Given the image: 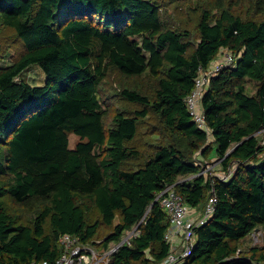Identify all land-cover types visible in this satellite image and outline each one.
I'll use <instances>...</instances> for the list:
<instances>
[{"label":"trees","instance_id":"trees-1","mask_svg":"<svg viewBox=\"0 0 264 264\" xmlns=\"http://www.w3.org/2000/svg\"><path fill=\"white\" fill-rule=\"evenodd\" d=\"M252 11L258 19L222 1L204 6L194 40L156 0H0V25L23 45L0 66V264L53 261L64 233L102 249L133 228L110 264L159 262L169 251V216L155 198L166 184L194 208L216 198L176 264L264 262V0H253ZM221 49L237 62L211 77L201 99L208 143L184 98ZM33 64L45 74L41 86L20 78ZM111 69L123 82L117 95L137 107L116 110L107 125ZM150 114L162 139L134 163L138 122ZM212 142L220 170L235 168L228 180L201 172ZM256 228L263 243L240 248Z\"/></svg>","mask_w":264,"mask_h":264},{"label":"built area","instance_id":"built-area-1","mask_svg":"<svg viewBox=\"0 0 264 264\" xmlns=\"http://www.w3.org/2000/svg\"><path fill=\"white\" fill-rule=\"evenodd\" d=\"M236 62V55L230 50L221 49L218 56L207 66L198 68L193 88L184 98L189 114L196 126L207 133L208 143L213 140V137L201 107V99L207 90L211 77L227 67L235 66ZM218 162L219 160L212 161L206 168L211 169ZM234 169L233 166L227 171H220L217 177L221 180H228ZM155 200H159V204L169 216V225L164 233V239L169 243V251L163 259L154 264H176L190 254L194 244V229L206 223L213 215L215 194L214 192L211 193L202 209H196L185 203L182 196L174 189L173 184H166L157 193ZM126 233L119 243H111L107 248L102 249H97L90 243L80 242L75 235L64 233L58 239L62 253L57 258L53 261L33 260L25 264H110L112 254L122 243L129 242L130 237L136 234V230L133 228ZM238 253L239 250H237ZM260 264H264V262Z\"/></svg>","mask_w":264,"mask_h":264},{"label":"rangeland","instance_id":"rangeland-1","mask_svg":"<svg viewBox=\"0 0 264 264\" xmlns=\"http://www.w3.org/2000/svg\"><path fill=\"white\" fill-rule=\"evenodd\" d=\"M161 7L162 16L172 26L178 28L190 29L194 40L198 37L196 31V23L198 21L200 10L205 7H213L218 1H222L227 4L232 11L240 14L241 17L259 18L257 13H253V0H156ZM216 10V7L213 10ZM23 45L19 39L14 35V32L0 25V66L9 65L13 58L18 56L22 51ZM20 78L27 82L41 86L45 82V74L39 68L38 65L33 64L29 66L25 71L20 74ZM122 80L120 75L115 69L109 71L108 77L103 85L104 97H106L108 114L106 116V124L111 123V118L116 110H125L132 112L137 106L121 99L117 93L121 88ZM133 86V81L128 83ZM143 90L148 94L151 93V83L143 86ZM248 91L254 92L255 88L253 83L248 84ZM69 147L72 148L78 137L74 133L69 134ZM162 139L161 128L158 120L152 114L146 116L144 119L138 122V133L132 144L139 150V158L134 160V163H142L147 157L153 154L154 149L149 148L151 145H156ZM264 139V138H263ZM151 143V144H150ZM216 158V145L211 143L206 154V160H202L198 164L203 168L202 172L205 175H218L220 173L219 166H213L211 169H207L206 164L209 161H213ZM207 161V162H206ZM209 165V163L207 164ZM203 205V204H201ZM199 205V206H201ZM127 233H125L126 235ZM263 243V232L261 229L254 230L252 235L245 238L240 242L239 247L243 250L249 245H260ZM239 254H235L237 257Z\"/></svg>","mask_w":264,"mask_h":264},{"label":"crops","instance_id":"crops-1","mask_svg":"<svg viewBox=\"0 0 264 264\" xmlns=\"http://www.w3.org/2000/svg\"><path fill=\"white\" fill-rule=\"evenodd\" d=\"M215 166H218V164L216 163ZM196 209H199V208H196Z\"/></svg>","mask_w":264,"mask_h":264},{"label":"water","instance_id":"water-1","mask_svg":"<svg viewBox=\"0 0 264 264\" xmlns=\"http://www.w3.org/2000/svg\"><path fill=\"white\" fill-rule=\"evenodd\" d=\"M256 231L259 230L258 228L255 229Z\"/></svg>","mask_w":264,"mask_h":264}]
</instances>
